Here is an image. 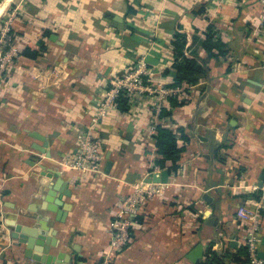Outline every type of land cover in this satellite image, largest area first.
I'll return each mask as SVG.
<instances>
[{
  "label": "crops",
  "instance_id": "obj_1",
  "mask_svg": "<svg viewBox=\"0 0 264 264\" xmlns=\"http://www.w3.org/2000/svg\"><path fill=\"white\" fill-rule=\"evenodd\" d=\"M14 12L19 54L0 87V264H41L26 257L10 223L42 232L71 264H249L237 210L254 202L264 251V196L251 191L264 178L259 0H0V23ZM210 27L211 51L203 45ZM177 33L206 72L181 84L185 97L168 100L166 116L156 115L153 96H123L126 110L119 98L97 130L102 172L70 169L77 135L115 76L143 58L156 81L174 84ZM26 47L38 57L20 54ZM158 124L184 128L191 141L178 169L165 168L166 196L139 208L132 240L113 250L109 223L154 171ZM47 184L59 188L63 220L38 208ZM200 243L194 263L188 255Z\"/></svg>",
  "mask_w": 264,
  "mask_h": 264
},
{
  "label": "built area",
  "instance_id": "obj_2",
  "mask_svg": "<svg viewBox=\"0 0 264 264\" xmlns=\"http://www.w3.org/2000/svg\"><path fill=\"white\" fill-rule=\"evenodd\" d=\"M259 1L264 8V0ZM14 16L15 13L5 20L0 27V87L19 54V46L13 34L11 23ZM261 20L259 22L260 29L264 24V15ZM154 74L145 59L141 58L135 65L111 80L110 86L104 90L93 109L89 126L86 130L79 131L77 135L79 149L66 163L70 169L76 170L81 175L102 172L103 152L97 130L116 106L119 97L153 96L157 100L155 108L157 116L161 114L164 105L171 97L176 99L185 97L186 89L184 86L163 84L161 81L155 80ZM153 169L154 171L150 173L161 172V168L157 165L153 166ZM145 178L133 184L132 189L125 195L109 223L113 250L128 245L132 240L133 219L139 208L148 200L166 196L167 183L147 182ZM251 191L260 192L264 196V181L261 186L257 184L252 186ZM260 208L259 203L254 202V205L247 203L237 210L239 219L247 228L243 243L247 250L249 264H264V259L259 255V245L262 240L258 222Z\"/></svg>",
  "mask_w": 264,
  "mask_h": 264
},
{
  "label": "trees",
  "instance_id": "obj_3",
  "mask_svg": "<svg viewBox=\"0 0 264 264\" xmlns=\"http://www.w3.org/2000/svg\"><path fill=\"white\" fill-rule=\"evenodd\" d=\"M212 32L211 27L205 33V39L203 45L207 50L211 51V47L215 44L212 42ZM175 47V57L176 61L173 65L175 76L173 85H181L183 83H196L199 79V76L204 74L206 71L204 67L197 63L194 59H191L184 55L183 48L186 44V37L182 33H177L173 41ZM20 54H23L30 58H37L38 52L33 50L31 47L24 48ZM123 96L119 97L122 98ZM169 101L176 103V98H170ZM127 100L122 98L119 101L121 108L126 107ZM127 108H125L126 110ZM170 111L163 107L161 115H169ZM179 140H183V144L180 145ZM191 141L190 137L186 134L184 128L174 129L164 124H158L156 127L155 133V145L157 148V156L155 159V164L162 169H169V171H176L178 169V162L182 154L186 151V144ZM169 162L171 167L168 166ZM255 196V195H251ZM257 197V196H256ZM241 251L246 252L243 248ZM210 254L213 257L209 261H213L216 257L213 250L210 251ZM210 255V256H211Z\"/></svg>",
  "mask_w": 264,
  "mask_h": 264
},
{
  "label": "water",
  "instance_id": "obj_4",
  "mask_svg": "<svg viewBox=\"0 0 264 264\" xmlns=\"http://www.w3.org/2000/svg\"><path fill=\"white\" fill-rule=\"evenodd\" d=\"M110 165V164H109ZM169 177V171L163 170L162 172L150 173L148 177L145 178L147 182H163L167 183ZM260 186L263 183L264 178H261ZM47 191L44 194L43 200L45 202L39 206L43 210H48L50 212L56 213L57 220H63L65 216L66 209L64 205L59 206L60 204L55 203L56 192L59 191L56 185L47 184ZM62 193H67L62 191ZM204 197H208L206 193ZM211 201V197L209 198ZM51 203V205H49ZM36 219V218H35ZM13 228V236L19 239V242L25 244V255L27 258H31L41 264H71V256L67 255L64 252H60L54 249L56 244L53 241H49L44 237L42 232H39V235L35 234V231L31 228L23 227L20 224L10 223ZM264 243V239H263ZM260 257L264 259V251H260ZM203 257V244H198L192 251L189 253L188 258L194 262L198 263Z\"/></svg>",
  "mask_w": 264,
  "mask_h": 264
},
{
  "label": "rangeland",
  "instance_id": "obj_5",
  "mask_svg": "<svg viewBox=\"0 0 264 264\" xmlns=\"http://www.w3.org/2000/svg\"><path fill=\"white\" fill-rule=\"evenodd\" d=\"M15 13V15H16V12H14ZM9 15L7 16L8 18H6V19H4V20H2L1 21V23H0V27H2V25H3V22L5 21V20H7V19H9V17L13 14V13H8ZM15 17V16H14ZM13 17V18H14ZM12 24H13V19H12V22H11Z\"/></svg>",
  "mask_w": 264,
  "mask_h": 264
}]
</instances>
